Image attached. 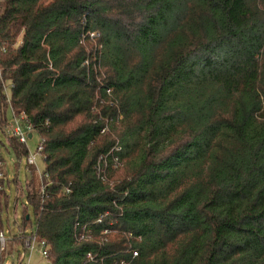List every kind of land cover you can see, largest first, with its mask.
Returning <instances> with one entry per match:
<instances>
[{
    "label": "trees",
    "instance_id": "trees-1",
    "mask_svg": "<svg viewBox=\"0 0 264 264\" xmlns=\"http://www.w3.org/2000/svg\"><path fill=\"white\" fill-rule=\"evenodd\" d=\"M8 110L45 168L0 264L26 231L50 264H264V0H5L0 132L28 159Z\"/></svg>",
    "mask_w": 264,
    "mask_h": 264
},
{
    "label": "rangeland",
    "instance_id": "rangeland-1",
    "mask_svg": "<svg viewBox=\"0 0 264 264\" xmlns=\"http://www.w3.org/2000/svg\"><path fill=\"white\" fill-rule=\"evenodd\" d=\"M7 115L11 123L12 121L11 110H8ZM7 130L10 136H12V128L10 124L8 125ZM7 136L8 135H5L0 132V140L3 144L1 149V154L4 159L3 165H0L2 166L1 167L2 173L0 174V178H5L7 180H10L11 182L10 186L5 187L6 192L8 193L9 196L7 197V202H8L7 206L6 208L3 209L1 216L5 227L3 233L7 234L6 238L8 240V237L21 235L22 233L20 224L22 223L23 218L25 216L24 213V208L26 207L25 192H26V179H27L28 171H27V157H23L19 159L16 156L13 150L10 149L9 146L7 145V138H8ZM39 141H40L39 135L37 133H34L33 139H30L28 141V149H29L28 156H36V168L38 170L37 173L41 174L45 168V163L43 157L37 152ZM35 175H36V171H35ZM14 179H16V183L13 182ZM18 189L20 190L19 193H22L23 196L22 194H20L21 198L19 202L16 203V197L19 194ZM26 216H29L32 221L34 220V216L31 208H28ZM13 246H16V244H13ZM17 249L23 254L22 246L20 247L18 246ZM8 264H19V261L18 259L13 257L8 260ZM22 264H50V261L42 254L41 245L37 244L36 249L32 253L25 254Z\"/></svg>",
    "mask_w": 264,
    "mask_h": 264
},
{
    "label": "built area",
    "instance_id": "built-area-1",
    "mask_svg": "<svg viewBox=\"0 0 264 264\" xmlns=\"http://www.w3.org/2000/svg\"><path fill=\"white\" fill-rule=\"evenodd\" d=\"M4 1L5 0H0V4L3 3ZM10 125L12 128V136H14L20 143L28 144V141L30 139H33L31 126L26 123V118L24 115H20V116L14 115ZM30 135H32L31 138H30ZM120 150H121L120 148H117L116 151L114 149L111 152L112 164H114L115 167L120 166V160L117 156H114V153L120 152ZM38 153L40 154V151ZM103 161L106 165L109 163V161L107 160V156H105L103 158ZM27 165L33 166L36 168V156H29L27 159ZM36 170H37V168H36ZM37 172H38V170H37ZM39 175H42V173ZM1 177H2V175H1ZM25 234H26L25 239H24L23 244H22V248H23L22 260H21L22 262L20 261L19 264L23 263V259H24L25 254L32 253L36 249L37 244L41 245L42 254L46 257L47 256V248H46L45 242H39V240L34 236L32 231H26ZM6 236H7V234H5L3 232L0 233V244H1L2 248H5V245L8 242ZM136 255H137V253L134 252V256H136ZM87 259L92 260L91 254L87 255ZM6 264H8V261L6 262ZM121 264H127V263L122 262Z\"/></svg>",
    "mask_w": 264,
    "mask_h": 264
},
{
    "label": "water",
    "instance_id": "water-1",
    "mask_svg": "<svg viewBox=\"0 0 264 264\" xmlns=\"http://www.w3.org/2000/svg\"><path fill=\"white\" fill-rule=\"evenodd\" d=\"M32 137V135H30V138ZM29 217H27V219H28Z\"/></svg>",
    "mask_w": 264,
    "mask_h": 264
}]
</instances>
